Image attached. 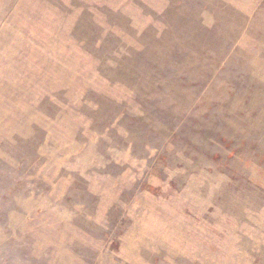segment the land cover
I'll use <instances>...</instances> for the list:
<instances>
[{
  "label": "rangeland",
  "instance_id": "374dc122",
  "mask_svg": "<svg viewBox=\"0 0 264 264\" xmlns=\"http://www.w3.org/2000/svg\"><path fill=\"white\" fill-rule=\"evenodd\" d=\"M0 264H264V0H0Z\"/></svg>",
  "mask_w": 264,
  "mask_h": 264
}]
</instances>
